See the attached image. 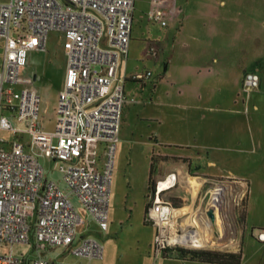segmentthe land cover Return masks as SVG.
<instances>
[{"label":"built area","instance_id":"1","mask_svg":"<svg viewBox=\"0 0 264 264\" xmlns=\"http://www.w3.org/2000/svg\"><path fill=\"white\" fill-rule=\"evenodd\" d=\"M135 1L0 3V132L13 137L10 149L0 146V264H81L47 260V252L54 248H64L67 255L89 264L103 258L104 248L96 240L83 237L77 242L85 220L72 198L102 231L108 230L115 156L127 102L117 72L128 54ZM53 32L63 34L67 73L55 129L46 132L33 78L22 71L29 54L44 51ZM151 78L148 72L133 80ZM260 83L257 72L247 73L243 89L249 95ZM21 135L29 139V147ZM1 143L5 140L0 138ZM40 157L59 164L67 192L45 177ZM177 173L157 180L148 204L146 222L157 232L156 256L176 246L187 232L181 222L183 209L167 199L176 192ZM222 198L214 193L211 200L217 199L219 205ZM257 239L264 244V231ZM16 246L30 252L17 254Z\"/></svg>","mask_w":264,"mask_h":264},{"label":"rangeland","instance_id":"2","mask_svg":"<svg viewBox=\"0 0 264 264\" xmlns=\"http://www.w3.org/2000/svg\"><path fill=\"white\" fill-rule=\"evenodd\" d=\"M8 1L0 0V3ZM198 1L190 0L186 12L188 24L182 40L192 42L190 39L196 35L193 17L198 10ZM252 2L246 12H242V6L236 7L237 17L243 16L237 19L229 40L237 49L243 47V56L254 67L247 73L259 74L260 87L249 95L243 91V87L240 95L233 91L235 86L224 88L215 96L214 102L219 105H214L215 109L211 112L205 111V119L200 115L185 117L186 113L178 110L181 116H170L167 122L165 104L169 100L165 93V78L159 88L160 105L154 108L161 116L159 123H144L134 114L122 120L115 156L108 230L102 231L79 201L72 198L85 220V225L78 231L77 242L85 237L96 240L104 248L103 258L90 264H207L178 260V251L241 254V264H264V244L257 239L259 232L264 231V0ZM140 32L141 29L137 27L139 35ZM225 38H222L221 44L228 41V37ZM132 45L138 53V48L145 46V43L134 41ZM62 49L63 41L59 35L52 34L47 41L46 53L32 54L37 61L35 64L49 74L37 82L48 105L57 100ZM153 137L157 142L151 140ZM0 138L7 142L13 140L7 132H0ZM180 146H188L191 150H180ZM188 153L192 155L191 158L195 156L198 159L180 161L163 158ZM152 155L161 156L155 162L163 177L170 174L172 168L178 172L176 192L166 198L175 208L183 209V227L187 232L201 233L207 241L204 246L178 242L176 246L167 247L165 257L162 253L156 256V229L148 222L145 224V207L153 193H148ZM39 161L45 170V177L67 192L59 164L43 157ZM185 177L200 182L198 191L187 185ZM222 186L227 188L220 192L223 200L218 205L223 224L215 227L217 212L211 208V199ZM205 220L208 223H204ZM15 251L17 254H28L30 249L16 246ZM46 259L80 263L76 261V256L67 255L64 248L47 252ZM81 264L89 262L84 260Z\"/></svg>","mask_w":264,"mask_h":264},{"label":"crops","instance_id":"3","mask_svg":"<svg viewBox=\"0 0 264 264\" xmlns=\"http://www.w3.org/2000/svg\"><path fill=\"white\" fill-rule=\"evenodd\" d=\"M189 4L190 0L135 1L132 10V34L128 54L121 59L117 72L118 82L123 86L127 98L123 121L130 114L140 117L144 123H159L161 121V116L154 108L160 105L159 88H161V82L165 78H167L165 93L169 100L165 104L167 122L171 117L178 118V110L185 112V117L200 115L202 119H205V111L211 112L215 109L214 105H219V103L214 102L215 96L224 88L235 86L233 91L236 90L237 95H240L244 77L254 67L252 68V62L247 63V58L243 56L245 52L243 47L237 49L230 44L231 40L229 39L237 19L243 16L237 17L236 7L242 6V12H246L253 4L252 0L198 1L197 9L200 12L195 11L193 17L196 35L190 39L193 40L192 42L182 40L185 37L188 24L186 12ZM163 22H166L165 26L162 25ZM137 27L141 29L140 35L137 33ZM52 34L59 35L63 41L62 60L58 68L61 75L57 100L51 105L45 103L46 98L43 97L37 82L49 74L46 70H41L39 64L38 66L35 64L37 61L32 58V54L35 52L46 53L47 42L44 51H33L29 54L28 64L22 71L23 75L33 78L34 87L40 97V122L46 132H52L55 129L59 95L64 89L67 73V56L64 49L63 34L59 32L50 33V35ZM225 37H228V41L221 44L222 38L226 39ZM134 41H138L140 44L145 43V46L138 48V53L137 48H133ZM33 64L34 68L32 67ZM158 68H160L159 71ZM148 72L152 73L150 80L144 82L133 80L135 75ZM161 74H163L162 80L155 84L154 79ZM26 138L23 135L19 137L21 142L29 147V139ZM151 140L157 142L154 137ZM12 141H5L0 146L10 149ZM180 147V150H191L188 146ZM191 156L188 153L164 156L163 158L180 161L198 159L195 156L191 158ZM160 159L161 156L152 155L150 161ZM170 171L174 172V169L172 168ZM157 178H163V175H161L160 170L156 169L153 176L154 183ZM150 192L148 187L149 195ZM148 204L149 202L146 206ZM76 261L81 263L84 260L78 258Z\"/></svg>","mask_w":264,"mask_h":264},{"label":"trees","instance_id":"4","mask_svg":"<svg viewBox=\"0 0 264 264\" xmlns=\"http://www.w3.org/2000/svg\"><path fill=\"white\" fill-rule=\"evenodd\" d=\"M163 74L156 77L154 79V83L157 84L160 80H162ZM156 162L155 160L151 161L150 171H149V182L148 187L150 191L154 190L155 183L153 182V176L156 171ZM148 210V205L145 209V224L146 222V214ZM260 243V242H259ZM263 244V243H261ZM167 250L162 251V256L165 257L167 254ZM178 260L183 262H197V263H207V264H241L242 263V255L241 254H224L219 252H210V251H178Z\"/></svg>","mask_w":264,"mask_h":264},{"label":"bare ground","instance_id":"5","mask_svg":"<svg viewBox=\"0 0 264 264\" xmlns=\"http://www.w3.org/2000/svg\"><path fill=\"white\" fill-rule=\"evenodd\" d=\"M185 182L187 183V185L192 188L194 191H198V186L200 185V182H198L197 180L195 179H190L188 177H185ZM195 182V183H194ZM225 189H227L225 186L222 188H220L218 191V193L216 194H219L220 192L222 193V191H224ZM196 194V193H195ZM217 200V199H216ZM214 201L212 202V206L211 208H214L215 211L217 212V216H216V222L214 224L215 227H219L220 224H223L222 223V218L221 216L219 215L218 213V204H217V201ZM223 200V199H222ZM223 203V202H222ZM212 219V218H211ZM207 220V219H206ZM205 222L204 223H208V222ZM191 223V222H190ZM211 225V223H209ZM185 226V224H183ZM179 242H181L182 244H189L191 246H204L205 244H207V241L204 240V238L202 237L201 233H185L184 236H182V238L179 239Z\"/></svg>","mask_w":264,"mask_h":264},{"label":"flooded vegetation","instance_id":"6","mask_svg":"<svg viewBox=\"0 0 264 264\" xmlns=\"http://www.w3.org/2000/svg\"><path fill=\"white\" fill-rule=\"evenodd\" d=\"M153 191L150 192V194L152 193Z\"/></svg>","mask_w":264,"mask_h":264},{"label":"water","instance_id":"7","mask_svg":"<svg viewBox=\"0 0 264 264\" xmlns=\"http://www.w3.org/2000/svg\"><path fill=\"white\" fill-rule=\"evenodd\" d=\"M212 217H214L212 214H211Z\"/></svg>","mask_w":264,"mask_h":264}]
</instances>
